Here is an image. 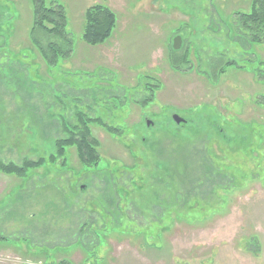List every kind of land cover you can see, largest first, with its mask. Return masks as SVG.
Masks as SVG:
<instances>
[{
    "label": "rangeland",
    "instance_id": "374dc122",
    "mask_svg": "<svg viewBox=\"0 0 264 264\" xmlns=\"http://www.w3.org/2000/svg\"><path fill=\"white\" fill-rule=\"evenodd\" d=\"M59 1L74 53L50 69L32 0H0V161L47 159L0 171V264H264V41L235 31L252 0ZM96 3L117 25L90 46ZM77 111L100 118L97 167L49 159Z\"/></svg>",
    "mask_w": 264,
    "mask_h": 264
},
{
    "label": "trees",
    "instance_id": "16d2710c",
    "mask_svg": "<svg viewBox=\"0 0 264 264\" xmlns=\"http://www.w3.org/2000/svg\"><path fill=\"white\" fill-rule=\"evenodd\" d=\"M33 25L30 30V44L38 51L48 68L56 66L60 60L69 59L74 53V42L68 31L67 8L59 0H32ZM236 29L238 36L251 45L264 41V0H252L251 10L236 13ZM85 25L82 38L90 46L105 43L112 35L117 25V14L108 5L93 4L85 10ZM40 31L50 37L46 42L40 36ZM7 46L8 41L4 40ZM189 62V57H176L172 62ZM230 64H235L231 61ZM175 66V65H173ZM77 123H64L66 138L56 141V152L49 156L55 162L64 158L70 148H75L83 166L97 167L101 161L100 140L93 134L92 123H100V118H90L82 111L76 112ZM104 126V125H103ZM113 127H108L112 131ZM46 158L37 161L25 160L20 166L15 163L0 161V171L8 174L26 175L27 171L36 170L46 163ZM36 264V263H26ZM58 264H70L62 261Z\"/></svg>",
    "mask_w": 264,
    "mask_h": 264
},
{
    "label": "water",
    "instance_id": "95a60500",
    "mask_svg": "<svg viewBox=\"0 0 264 264\" xmlns=\"http://www.w3.org/2000/svg\"><path fill=\"white\" fill-rule=\"evenodd\" d=\"M181 43H182V40H181V37L178 36L176 39H175V42H174V49H179L181 47ZM173 118L175 119V121L177 123H181V122H184L185 119L180 117L179 115L175 114L173 116Z\"/></svg>",
    "mask_w": 264,
    "mask_h": 264
},
{
    "label": "flooded vegetation",
    "instance_id": "af4514ba",
    "mask_svg": "<svg viewBox=\"0 0 264 264\" xmlns=\"http://www.w3.org/2000/svg\"><path fill=\"white\" fill-rule=\"evenodd\" d=\"M150 90H152L151 89V87L150 86H147ZM160 91V90H159ZM156 93L157 92H155V93H152V95L154 96V95H156ZM152 114H153V116H155L156 118H161V116H160V113L159 112H152ZM174 119V118H173ZM175 120V119H174ZM149 121V120H148ZM138 122H140V120H138ZM148 125H149V127H151V126H155V122L153 123V122H148L147 123ZM115 176H118V174H116ZM116 178V177H115Z\"/></svg>",
    "mask_w": 264,
    "mask_h": 264
},
{
    "label": "crops",
    "instance_id": "0c3cea01",
    "mask_svg": "<svg viewBox=\"0 0 264 264\" xmlns=\"http://www.w3.org/2000/svg\"><path fill=\"white\" fill-rule=\"evenodd\" d=\"M4 251V250H3Z\"/></svg>",
    "mask_w": 264,
    "mask_h": 264
}]
</instances>
